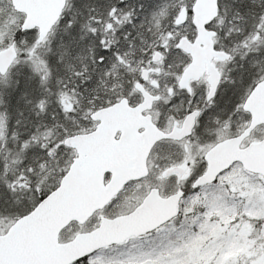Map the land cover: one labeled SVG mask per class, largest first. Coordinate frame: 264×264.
<instances>
[{"label":"snow or ice","instance_id":"obj_1","mask_svg":"<svg viewBox=\"0 0 264 264\" xmlns=\"http://www.w3.org/2000/svg\"><path fill=\"white\" fill-rule=\"evenodd\" d=\"M0 264H264V0H0Z\"/></svg>","mask_w":264,"mask_h":264}]
</instances>
